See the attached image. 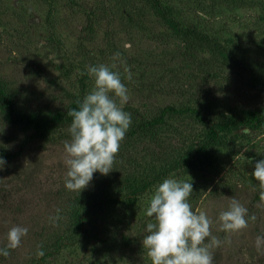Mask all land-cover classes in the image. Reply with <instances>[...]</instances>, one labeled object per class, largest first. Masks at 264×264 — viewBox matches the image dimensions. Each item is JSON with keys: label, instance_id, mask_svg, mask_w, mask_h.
Wrapping results in <instances>:
<instances>
[{"label": "rangeland", "instance_id": "rangeland-1", "mask_svg": "<svg viewBox=\"0 0 264 264\" xmlns=\"http://www.w3.org/2000/svg\"><path fill=\"white\" fill-rule=\"evenodd\" d=\"M160 1L249 71L229 64L220 48L174 32L147 0H0V88L15 93L16 116L51 122L46 141L40 130L24 133L4 120L0 107V150L14 154L0 170V247L10 227L28 228L0 264H151L142 243L145 208L170 176L191 179L189 202L213 221L211 233L221 241L210 246L213 264H264V240L257 239L264 237V182L251 175L264 158V128L217 123L230 114H264V0ZM99 64H115L128 89L127 133L167 106L196 109L214 126L169 115L125 136L108 174L95 172L80 192L67 190L66 113L94 87L86 66ZM213 130L217 143L203 151L205 163L184 166ZM231 198L254 219L221 231L217 217Z\"/></svg>", "mask_w": 264, "mask_h": 264}, {"label": "clouds", "instance_id": "clouds-1", "mask_svg": "<svg viewBox=\"0 0 264 264\" xmlns=\"http://www.w3.org/2000/svg\"><path fill=\"white\" fill-rule=\"evenodd\" d=\"M113 59L120 60L121 53H114ZM115 67V64L86 66L87 73L94 78V87L69 113L72 117L67 128L70 139L63 145L67 190L80 192L90 184L93 173H109L132 122L131 114L123 107L129 100L128 89L120 72L113 70ZM125 72V78L131 80V71L125 68ZM6 163L0 156V170ZM251 175L264 182V158L255 163ZM192 192L191 179L170 176L155 186L145 208L144 214L150 220L144 227L146 235L142 241L151 264H213L210 246H218L221 241L211 233L212 219L204 211L193 209L188 199ZM246 217L247 209L231 198L217 220L221 231L230 232L246 227L248 219H254ZM27 233L26 226L10 227L7 243L0 247V256L7 257L10 249L19 247ZM257 239L261 241L264 237ZM37 255H43L42 250Z\"/></svg>", "mask_w": 264, "mask_h": 264}, {"label": "trees", "instance_id": "trees-1", "mask_svg": "<svg viewBox=\"0 0 264 264\" xmlns=\"http://www.w3.org/2000/svg\"><path fill=\"white\" fill-rule=\"evenodd\" d=\"M147 2L151 3L153 8L159 13V15L163 18V21L166 25L170 26L171 29L174 32H178L181 35H186L187 37H198V39L201 42H204V44H212L213 47L216 49H219L223 51V53L230 59L229 64L235 65L237 68H240L242 70L246 69L249 71L248 68H246L241 62L234 61L232 56L229 54V51L226 47L222 46L216 39H210L208 36H206L201 30H198L196 26H188L185 27L183 23L187 24V21L183 20L181 18L182 13L178 10H176L173 6L166 5L162 3L160 0H147ZM163 22V23H164ZM0 107L3 109V112L5 114L4 120H7L8 122L12 123L14 126L18 127L22 132L24 133H32L35 132L37 134L38 130L41 132L38 133L39 138L44 139L46 141L49 140V131L51 129V122L45 120L40 114H33L30 116H24V117H18L15 115L16 110V95L14 92L9 91H3L0 88ZM78 105H76L74 108H77ZM72 110V109H71ZM68 111L66 113V117H70ZM185 114H191L195 117V119L202 125H211L214 126V122L212 120L207 121L205 118L201 117L200 111L196 109H182L178 110L174 107L167 106L163 108L158 115V117L143 123L139 126L138 130H146L148 128L157 127L159 125H162L165 123V119L169 115H185ZM224 125L228 129L232 128H251L260 130L264 128V114L263 115H249V116H237L236 114H230L228 116V119L222 120L220 122H217ZM138 130H132L130 132H126V137H134L139 131ZM214 136L212 139L204 144L202 146H198L194 152L190 155V157L183 162V165L188 168H195L198 165H201L205 163L206 158L203 157V151L207 149V147H210L211 145H215L217 143V133L215 130H213ZM29 139H26L23 141V143L20 146V149H22L24 146L29 144ZM20 152V150H19ZM18 152V153H19ZM17 155V154H16ZM0 156L4 157V159H10L14 157L13 155H6L2 150H0Z\"/></svg>", "mask_w": 264, "mask_h": 264}]
</instances>
